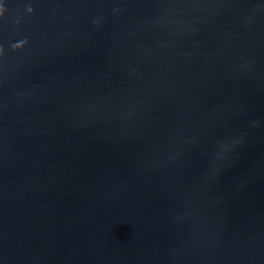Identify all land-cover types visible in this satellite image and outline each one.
Here are the masks:
<instances>
[{
  "label": "water",
  "instance_id": "1",
  "mask_svg": "<svg viewBox=\"0 0 264 264\" xmlns=\"http://www.w3.org/2000/svg\"><path fill=\"white\" fill-rule=\"evenodd\" d=\"M0 264H264V0H3Z\"/></svg>",
  "mask_w": 264,
  "mask_h": 264
},
{
  "label": "snow or ice",
  "instance_id": "2",
  "mask_svg": "<svg viewBox=\"0 0 264 264\" xmlns=\"http://www.w3.org/2000/svg\"><path fill=\"white\" fill-rule=\"evenodd\" d=\"M2 3H3V0H0V5H2Z\"/></svg>",
  "mask_w": 264,
  "mask_h": 264
}]
</instances>
